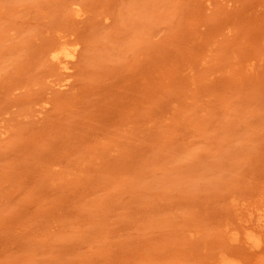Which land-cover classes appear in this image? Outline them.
I'll use <instances>...</instances> for the list:
<instances>
[{
    "label": "rangeland",
    "instance_id": "1",
    "mask_svg": "<svg viewBox=\"0 0 264 264\" xmlns=\"http://www.w3.org/2000/svg\"><path fill=\"white\" fill-rule=\"evenodd\" d=\"M0 264H264V0H0Z\"/></svg>",
    "mask_w": 264,
    "mask_h": 264
}]
</instances>
